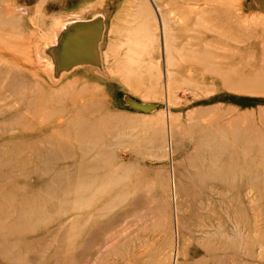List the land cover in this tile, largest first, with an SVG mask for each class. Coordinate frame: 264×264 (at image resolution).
I'll list each match as a JSON object with an SVG mask.
<instances>
[{
  "label": "rangeland",
  "instance_id": "obj_1",
  "mask_svg": "<svg viewBox=\"0 0 264 264\" xmlns=\"http://www.w3.org/2000/svg\"><path fill=\"white\" fill-rule=\"evenodd\" d=\"M155 1L186 48L166 67L134 43L127 70L157 68L128 78L111 54L149 0H0L3 264H264V0ZM75 13L102 16L100 62L55 77L47 50ZM12 207L37 230L17 251Z\"/></svg>",
  "mask_w": 264,
  "mask_h": 264
},
{
  "label": "bare ground",
  "instance_id": "obj_2",
  "mask_svg": "<svg viewBox=\"0 0 264 264\" xmlns=\"http://www.w3.org/2000/svg\"><path fill=\"white\" fill-rule=\"evenodd\" d=\"M149 2L151 3V8H152V11L150 10V9H148V8H145V6H140L139 8H137L133 13L132 12H130V13H128V15H126L125 17V19H124V27L123 28H121V29H123V33H124V39H122L123 41H121V39L118 41V42H121V44L119 45V47H118V50H116V51H114V52H112V54H111V56H112V59H113V63H111V65L113 66V68H114V70L115 71H123L124 72V75L125 76H128V78H130V77H138V74L139 73H143V74H141L143 77H150V71H151V69L153 68V70L154 69H156L157 68V66H156V68H154L153 66V64H151V63H147L146 65H142V62L138 65V67H137V70H132V69H128L127 70V66H128V62H129V58L130 57H133L134 56V58H136V56H137V53L136 52H134V51H131L130 50V48H131V46L132 45H134V43H135V47L138 45L139 47H141V48H144V49H146V48H148V47H150V48H152V47H154V46H156L157 47V49L159 48V50H160V52L163 54V56L165 57V62H164V64L166 63L167 65H166V67H168V59L167 58H169L170 60H171V62L173 63V60H174V58H173V54H175V55H178L179 57L182 55V53H183V50H184V48H186V38H187V36H184V33H185V30H183V28L181 27V26H179L177 29H176V32H177V30H179V31H182L181 33V35L179 36V34H173V30H172V26H173V24H176V21H177V19L175 20L174 18H167V16H166V13H167V9L169 10V5L167 4V3H164V2H162V3H158L157 1H155V0H149ZM185 5H186V7L187 8H189V7H191L190 5L191 4H200V3H202V4H204V3H209L210 4V0H183L182 1ZM103 3V2H102ZM102 5V4H101ZM127 5H128V3H127ZM133 5V4H132ZM135 6H137V5H134L133 7H135ZM89 7H90V5H89ZM98 8V7H97ZM100 8V7H99ZM95 9V8H94ZM165 9H166V11H165ZM213 9H215L217 12H219L220 13V15L222 16H224V17H227V19L228 18H232V17H236V15H234V14H232V13H229V11H227L228 9H226V8H222V7H219L218 5H216V7L214 8L213 7ZM93 10V9H92ZM134 10V9H133ZM132 10V11H133ZM84 11V10H83ZM10 12V11H9ZM90 12V11H89ZM227 12V15H225V13ZM259 12V11H258ZM254 14V13H253ZM257 14V13H256ZM68 15V14H67ZM71 16H73L74 17V19L75 20H78V21H80V20H83L82 18H85L87 15H86V13H84V14H70ZM233 15V16H232ZM39 16V15H38ZM69 16V15H68ZM81 16V17H80ZM93 16V15H92ZM192 18V17H191ZM196 18V17H195ZM58 19V18H57ZM85 20V19H84ZM110 20V19H109ZM196 20V19H195ZM195 20H194V22H195ZM198 20V19H197ZM151 21V22H150ZM62 22V20L60 21V23ZM197 22V21H196ZM218 22V21H217ZM221 22V21H220ZM36 23V22H35ZM52 23V24H51ZM50 24L53 26V27H58L59 26V22L57 23L56 22V18L54 19V20H52V22H51ZM209 23V22H208ZM64 24V23H63ZM63 24H62V26H61V28L63 27ZM198 24V23H197ZM216 24V23H215ZM218 24V23H217ZM216 24V25H217ZM50 26V25H49ZM110 26V25H109ZM192 26V25H191ZM194 26H195V24H194ZM217 27H218V25H217ZM216 27V28H217ZM223 27V26H222ZM50 28V27H49ZM213 28V27H212ZM45 29H47V28H45ZM185 29V28H184ZM205 30H209L208 29V27H206V28H204ZM221 29H223V28H221ZM220 29V30H221ZM44 30V29H43ZM50 30V29H49ZM53 30V29H52ZM52 30H50V31H52ZM60 30V29H59ZM204 30V31H205ZM47 31H48V29H47ZM157 31V32H156ZM187 31V30H186ZM198 31V30H197ZM199 31H201V29L199 30ZM203 31V32H204ZM210 31V30H209ZM49 32V31H48ZM59 32V31H58ZM202 32V31H201ZM216 32V31H215ZM223 32H224V30H223ZM197 33V32H196ZM207 33V32H206ZM219 33V32H218ZM45 34H46V32H45ZM228 34H229V31H228ZM209 35V34H208ZM47 36H49V33H48V35ZM55 36V35H54ZM130 36H134V38L133 37H130ZM224 36H226V35H224ZM33 37H35V35L33 36ZM197 37V36H196ZM54 38V37H53ZM203 38V37H202ZM224 38V37H223ZM45 39V38H44ZM49 39V38H48ZM103 39V38H102ZM110 39V35H109V37H108V40ZM198 39H200V37L198 38ZM50 40V39H49ZM130 40V41H129ZM188 40V39H187ZM224 40V39H223ZM152 41H154V42H152ZM185 41V42H184ZM200 42H201V40H199ZM47 42H48V40H47ZM50 42V41H49ZM108 42V50H105V52H103L102 53V57L104 56L105 58L106 57H108L109 55H110V51H111V49H110V45H111V43L110 42H112V41H107ZM36 43V42H35ZM114 43V42H113ZM197 43H198V41L195 43V42H193V45L194 44H196L195 46H198L197 45ZM39 44V43H38ZM51 44V43H50ZM117 44V43H116ZM199 44V43H198ZM203 44V43H202ZM207 44V41H205V45ZM210 43H208L207 45H209ZM34 46H35V44H34ZM44 46V45H43ZM48 46H49V43H48ZM127 46H128V48H127ZM192 46V45H191ZM201 46V45H200ZM205 47V46H204ZM212 47V46H211ZM34 48V47H33ZM120 48H122V50H120ZM194 48H196V47H194ZM201 48H202V46H201ZM219 48V47H218ZM106 49V48H105ZM190 49H191V47H190ZM215 49V48H214ZM224 49V48H223ZM236 49V48H235ZM120 50V51H119ZM124 50V51H123ZM220 50H221V48H220ZM36 51H37V49H36ZM35 51V52H36ZM121 51H122V53H121ZM141 51H143V50H140V52ZM99 52H100V47H99ZM207 53H209V52H207ZM212 54H214V53H212ZM35 56H37V55H35ZM41 56V55H40ZM150 56H153V52H150L149 54H148V57H150ZM214 56V55H213ZM233 56V55H232ZM163 57V58H164ZM200 57V56H199ZM198 57V58H199ZM36 58H39V57H36ZM36 58H34L35 60H36ZM49 58H50V56H49ZM104 58V59H105ZM177 59H178V57H176ZM181 58V57H180ZM202 58V57H201ZM33 59V58H32ZM39 59H41V58H39ZM149 59V58H148ZM203 59V58H202ZM218 60H219V58H217ZM38 60V59H37ZM44 60H46V59H44ZM103 60V59H102ZM156 60V59H155ZM180 60V59H179ZM39 61V60H38ZM37 61V62H38ZM149 61V60H148ZM195 61V60H194ZM37 62H36V64H37ZM212 62V61H211ZM217 62V61H216ZM31 63V62H30ZM34 63V62H33ZM47 63H48V61H47ZM158 63V62H157ZM172 63H171V66H172ZM35 64V63H34ZM156 64V63H155ZM210 64V63H209ZM38 65V64H37ZM108 67H110L109 66V64H108V62H107V64H106ZM162 65V64H161ZM50 66V65H49ZM95 66V65H94ZM112 66H111V69H112ZM164 66V65H163ZM162 66V67H163ZM196 66V65H195ZM206 66V65H205ZM211 66V65H210ZM216 66V65H215ZM36 68H38L37 66H35ZM42 67V66H41ZM97 67V66H96ZM173 67V66H172ZM177 67H178V65H177ZM191 67V66H190ZM197 67V66H196ZM203 67V66H202ZM201 67V68H202ZM209 67V66H208ZM214 67V66H213ZM32 68V67H31ZM36 68H34V70H37ZM43 68V67H42ZM42 68H40V69H42ZM45 68H46V66H45ZM50 68V67H49ZM164 68H165V66H164ZM212 68V67H211ZM210 68V69H211ZM165 69H167V68H165ZM195 69V68H194ZM209 69V68H208ZM33 70V71H34ZM72 70V69H71ZM188 70V69H187ZM38 71V70H37ZM40 71V70H39ZM93 71H95L94 69H93V67H85L84 69H83V72H93ZM111 72V74L113 73L112 72V70H110ZM156 71V70H155ZM196 71V70H195ZM204 71V70H203ZM212 71H213V69H212ZM42 72V71H41ZM102 72V71H101ZM101 72H100V74H101ZM171 72H173V71H171ZM171 72L169 73V79H170V77H171ZM33 73H35V72H33ZM43 73V72H42ZM94 73V72H93ZM96 73V72H95ZM108 73V72H107ZM157 72H155V74H156ZM163 73V72H162ZM203 73V72H202ZM216 73H217V71H216ZM38 74V73H37ZM158 74L159 73H157L156 75L158 76ZM166 74H167V70H166V72H165V74H163V76H165L166 77ZM52 76V75H51ZM59 76V75H58ZM101 76V75H100ZM109 76V75H108ZM154 76V75H153ZM156 76V78H158ZM163 76H162V79H163ZM140 78V77H139ZM138 78V79H139ZM150 78H152V77H150ZM106 79V78H105ZM50 80V79H49ZM71 80V79H70ZM143 80V79H142ZM155 80V79H154ZM157 80V79H156ZM53 81H55V80H53ZM68 81V80H67ZM66 80H65V83H68ZM72 81V80H71ZM70 81V82H71ZM144 81V80H143ZM176 81V80H175ZM183 81H185V80H183ZM174 82V81H173ZM162 83V85L163 86H165V85H167V84H165V83H163V82H161ZM47 85V84H46ZM72 85V84H71ZM50 86V85H49ZM61 86V85H60ZM58 87L57 89L58 90H56L58 93L60 92V93H64V89H63V87L65 86V85H63V87L61 88V87ZM69 87V86H68ZM67 87V90L69 89ZM66 89V88H65ZM64 90V91H63ZM73 90V89H72ZM75 90V89H74ZM86 90V89H85ZM88 90V89H87ZM55 90H54V93L56 92ZM69 91V90H68ZM68 91H65V92H68ZM124 97V96H123ZM124 100V99H123ZM127 105V104H126ZM88 110V109H87ZM169 110V109H168ZM159 111V110H158ZM161 111V110H160ZM158 113V112H157ZM169 112H168V115H163V118H164V123H166V122H168V120H169ZM162 119V118H161ZM160 120V119H159ZM168 139V138H167ZM169 150V149H168ZM170 165V164H169ZM170 171V170H169ZM170 174V173H169ZM170 180V179H169ZM155 187V186H154ZM167 187V186H166ZM159 188V187H158ZM170 188V187H169ZM148 189V188H147ZM132 190V189H131ZM174 191V190H173ZM149 193H151V192H149ZM140 198V197H139ZM171 199V198H170ZM148 205V204H147ZM145 207V206H144ZM168 209V208H167ZM154 210H155V208H154ZM12 211H13V220H12V228H13V233H14V241H15V246H16V251L18 250L17 248H19L20 247V244L21 243H27V240L26 239H24V234L23 233H27V235L29 236L30 234H33L34 232H36L37 230L33 227V226H31V225H27L26 223H23V221L21 222L20 221V219L16 216V214H15V212H16V209H14V207H12ZM137 213V212H136ZM135 214V213H134ZM140 214V213H139ZM94 215V214H93ZM173 215V214H172ZM76 216V215H75ZM166 216V215H165ZM82 217V216H81ZM68 221V220H67ZM166 223V222H165ZM61 224V223H60ZM62 224H64V223H62ZM10 225V224H9ZM9 225H6V226H1L0 225V227H2V228H7V227H9ZM107 226V225H106ZM60 227V226H59ZM105 227V226H104ZM103 227V228H104ZM120 227H121V225H120ZM98 231V230H97ZM96 234H97V232H95ZM121 234V233H120ZM125 234V233H124ZM172 235V234H171ZM174 235V234H173ZM98 236V235H97ZM110 237V236H109ZM113 238V237H112ZM95 239V238H94ZM110 239V238H109ZM117 239V238H116ZM156 239V238H155ZM140 240V239H139ZM174 240V239H173ZM105 241H107V240H105ZM112 241V240H111ZM116 241V240H115ZM143 242V241H142ZM152 242H154V241H152ZM174 242V241H173ZM83 245V244H82ZM109 246V245H108ZM141 247V246H140ZM145 247V246H144ZM103 248V247H102ZM84 249V248H83ZM96 249V248H95ZM182 250V249H181ZM140 251V250H139ZM143 251V250H142ZM173 251V250H172ZM98 253V252H97ZM108 253V252H107ZM143 254V253H142ZM139 255V254H138ZM141 255V254H140ZM117 256V255H116ZM131 256V255H130ZM129 256V257H130ZM141 257V256H140ZM174 259H175V257H174ZM18 261V259H17V256H16V262ZM19 263H20V261H19ZM173 263V262H172ZM0 264H3L1 261H0ZM22 264V263H21ZM179 264V263H178Z\"/></svg>",
  "mask_w": 264,
  "mask_h": 264
},
{
  "label": "water",
  "instance_id": "obj_3",
  "mask_svg": "<svg viewBox=\"0 0 264 264\" xmlns=\"http://www.w3.org/2000/svg\"><path fill=\"white\" fill-rule=\"evenodd\" d=\"M103 32V18L100 15L64 25L55 36L54 46L47 50L53 76L57 77L60 72L70 71L80 65H98ZM130 104L143 111L151 109L150 106Z\"/></svg>",
  "mask_w": 264,
  "mask_h": 264
}]
</instances>
